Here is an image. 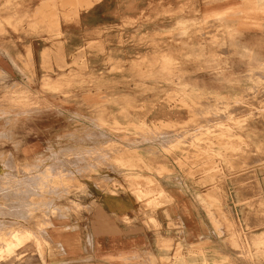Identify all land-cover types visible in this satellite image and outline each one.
Here are the masks:
<instances>
[{"label": "rangeland", "instance_id": "1", "mask_svg": "<svg viewBox=\"0 0 264 264\" xmlns=\"http://www.w3.org/2000/svg\"><path fill=\"white\" fill-rule=\"evenodd\" d=\"M92 9L99 16L83 24L82 15ZM0 27L11 28L6 36L22 53L31 42L32 58L30 72L17 66L25 83L10 92L0 83V101L14 96L0 104L1 263H91L92 245L85 258L74 259L67 242L71 231L82 230L74 223L87 213L83 202L96 207L95 219L103 225L96 234H119V222L131 220L107 214L100 204L123 190L136 195L146 209L141 222L155 232V242L126 261L177 264L175 242L161 237L164 229L153 213L167 202L157 181L170 172L162 156L182 169L194 167L190 175L204 176L200 183L213 193L221 192L223 180L217 178L227 172L264 173V0H99L91 7L84 0H0ZM7 127L10 137L3 133ZM49 159L65 163L67 177L39 172ZM4 169L28 184L32 195L26 187L7 189L1 182ZM30 198L32 215L27 208L23 216ZM222 199L226 204L227 196ZM221 203L219 234L228 238L240 262L215 249L209 259L203 249L182 246L184 261L264 264V233L254 244L258 230L244 229ZM254 209L264 217L263 202ZM48 215L50 226L44 221ZM27 230L47 239L42 249L34 241L18 245Z\"/></svg>", "mask_w": 264, "mask_h": 264}, {"label": "crops", "instance_id": "2", "mask_svg": "<svg viewBox=\"0 0 264 264\" xmlns=\"http://www.w3.org/2000/svg\"><path fill=\"white\" fill-rule=\"evenodd\" d=\"M98 16V9H92L82 15L81 21L84 24L87 19ZM100 23L99 21L98 24ZM10 30V27H0V83L9 92L14 90L16 83H25L23 80L25 78L21 71H17V66H20L23 71L27 69L28 71H26L30 72L32 65V58H29L28 51L31 42L25 44L27 47L25 46L22 50L24 53L20 52L17 50L15 40L6 36L7 32L10 34ZM60 52L66 60L67 54L64 45ZM257 74L260 73H254L253 77L256 78L255 75ZM12 99L14 96L7 98V101ZM5 101V99L1 100L0 104L5 105L7 102ZM212 108L211 106L208 107V109ZM4 126H9V123ZM3 131L6 137L12 136V129L9 127ZM162 157L163 160L167 159L169 162L167 168L170 172L157 178L159 179L157 181H160L159 185L167 197V202L159 206L153 213L159 225L164 229L161 237L175 242L172 258L175 259L180 256L187 258L181 252L182 246H191L206 251L209 259L212 256L210 251L215 249L220 255H225L239 263L240 260L236 252L227 242L228 238L219 234L223 227L217 214L221 209L219 203L221 201V205L233 213V219L240 223L244 229L258 230L255 234L257 237L253 239V243L256 244L258 236L264 233V225H260L261 222H264V217L255 215L254 209L259 202L264 203V173L259 171L227 172L224 174L225 176L217 178L220 182L223 180L219 184L221 186L218 187L221 192L213 193L212 187L200 183L201 180H204V176L200 174L190 175V172L195 169L194 167L182 169L175 164L173 159L164 157V155ZM223 195L227 196L226 204L222 199ZM83 203H85L84 208L87 209V213H83L85 220L81 218L74 223V226L82 230L71 231L72 235H69L71 242L67 241L72 245L71 252L75 257L74 259L85 258L83 256L85 250L92 245L94 250L89 257L93 258V261L88 264H129L126 259L132 258L135 254L141 255L147 244L155 242V232L151 227L141 222L146 209L142 207L134 193L120 190L118 195H107L100 204L107 214L115 217L127 216L131 220L130 224L119 222V227L122 229L119 234L106 232L96 234V227L103 226L99 225L95 219L96 207L91 205V201L88 200ZM215 205H217L216 209ZM178 226H181L180 231ZM46 240L45 237H37L36 240H30L25 245L34 241L42 249V244L46 243ZM179 240L181 242H178ZM59 242L61 244L66 243L64 239L63 241L59 240ZM252 252L253 250L250 249L251 254ZM40 257L42 258V253ZM215 259L219 261L221 258L215 257ZM7 262L3 261L0 264Z\"/></svg>", "mask_w": 264, "mask_h": 264}, {"label": "bare ground", "instance_id": "3", "mask_svg": "<svg viewBox=\"0 0 264 264\" xmlns=\"http://www.w3.org/2000/svg\"><path fill=\"white\" fill-rule=\"evenodd\" d=\"M68 1H71V3L72 4H76L77 3V0H68ZM96 1H99V0H84V2H85V5L86 6H89V7H91ZM77 6V5H76ZM42 8V7H41ZM40 8V9H41ZM39 9V10H40ZM77 11V10H76ZM35 12V11H34ZM34 15H36L35 13H33ZM29 15V14H28ZM33 15V16H34ZM52 15H54V13L52 14ZM25 16V15H24ZM20 17V16H19ZM56 17V16H55ZM25 18L27 19V17L25 16ZM33 18V17H32ZM23 19H24V17H23ZM22 19V20H23ZM54 19V18H53ZM22 20H19L20 21V23H21V21ZM52 21V20H51ZM17 22H18V20H17ZM36 22V21H35ZM41 22V21H40ZM53 22H54V20H53ZM55 22H57V21H55ZM31 24H34L33 22L31 23ZM203 24H207V22H203ZM59 26V25H58ZM211 26V25H210ZM213 27V26H212ZM36 28V27H35ZM206 28H207V26H206ZM57 29V28H56ZM57 31H58V29H57ZM203 31V30H202ZM212 30H210V32H211ZM215 32V31H214ZM201 34L203 33V32H200ZM210 34H212V32L210 33ZM204 35H205V33H204ZM202 36V35H201ZM194 51H192V53H193ZM253 52V51H252ZM194 54V53H193ZM80 55V54H79ZM189 55V54H188ZM192 55V54H191ZM196 55V54H195ZM44 57V56H43ZM196 57V56H195ZM192 58H193V55H192ZM81 59V58H80ZM85 59V58H84ZM213 65V64H212ZM256 76V75H255ZM259 79V78H258ZM174 81V80H173ZM256 81H257V79H256ZM258 82V81H257ZM252 84V83H251ZM261 84V83H260ZM185 86H187V85H185ZM197 90V89H196ZM202 90V89H201ZM254 90V89H253ZM194 91V90H193ZM192 91V92H193ZM205 91V90H204ZM251 91V90H250ZM199 92H202V91H200V89H199ZM255 92V91H254ZM189 93H190V91H189ZM206 93V92H205ZM209 93V92H208ZM207 93V94H208ZM256 93V92H255ZM254 93V94H255ZM188 94V93H187ZM196 94V93H195ZM198 94V93H197ZM196 94V95H197ZM201 94V93H200ZM214 94V93H213ZM190 95H192L191 93L189 94V97H190ZM193 95H194V93H193ZM199 95V94H198ZM212 95V94H211ZM186 96V95H185ZM208 96H210L209 94H208ZM216 96V95H215ZM192 97V96H191ZM212 97V96H211ZM217 97V96H216ZM214 98V97H213ZM217 98H215V99H213V100H216ZM242 99V98H241ZM236 101H240V100H236ZM247 101V100H246ZM203 102V101H202ZM251 103V102H250ZM264 103V102H263ZM229 104V103H228ZM207 105V104H206ZM205 105V106H206ZM225 105V104H224ZM255 105V104H254ZM223 106V105H222ZM249 106V105H248ZM207 107V106H206ZM230 107V106H229ZM237 107V106H236ZM246 107V106H245ZM257 107V106H256ZM234 108H235V105H234ZM233 108V110H235ZM238 108V107H237ZM236 108V109H237ZM207 109V108H206ZM213 109V108H212ZM224 109V108H223ZM240 109V108H239ZM216 110V109H215ZM238 110V109H237ZM237 110H235V111H237ZM246 110V109H245ZM252 110H254V109H252ZM261 110H262V108H261ZM214 111V110H213ZM212 111V112H213ZM226 111V110H225ZM242 111V110H241ZM219 112V111H218ZM224 112V111H223ZM240 112V111H239ZM243 112V111H242ZM235 113H237V112H235ZM257 113V112H256ZM213 114V113H212ZM215 115V114H214ZM216 115H218V114H216ZM215 115V116H216ZM238 116V115H237ZM209 117V116H208ZM212 117V116H211ZM217 118V117H216ZM235 118V117H234ZM207 120L208 119H210V118H206ZM223 119V118H222ZM226 119V118H225ZM214 119H212V121H213ZM108 121V120H107ZM203 121V120H202ZM215 121V120H214ZM109 122V121H108ZM111 123V122H110ZM204 123V122H203ZM208 123V122H207ZM102 124V123H101ZM104 124V123H103ZM201 124H202V122H201ZM218 124V123H217ZM229 124H231V123H229ZM112 125V124H111ZM111 125H108V126H111ZM141 125V124H140ZM142 125H144V123L142 124ZM141 125V126H142ZM197 125V124H196ZM219 125V124H218ZM209 126V125H208ZM113 127V126H112ZM117 127V126H116ZM207 127V126H206ZM214 127H216V125L214 126ZM209 129H210V127H208ZM111 129V128H110ZM200 129V128H199ZM206 129V128H205ZM119 130V129H118ZM122 130V129H121ZM213 129H212V127H211V131H212ZM217 130V129H216ZM201 131V130H200ZM200 131H199V133H200ZM214 131V130H213ZM212 131V132H213ZM219 131V130H218ZM221 131V130H220ZM126 132V131H125ZM203 132V131H202ZM201 132V133H202ZM210 132V131H209ZM209 132H207L208 134H210ZM215 132H217V131H215ZM228 132V131H227ZM118 133V132H117ZM157 133V132H156ZM198 133V134H199ZM207 133H204L203 132V134H207ZM198 134H196V135H198ZM207 134V135H208ZM196 135H194V136H196ZM212 135H213V133H212ZM189 136V135H188ZM199 136H202V134L201 135H199ZM204 136V135H203ZM106 137V136H105ZM166 137V136H165ZM158 138V137H157ZM159 138H161V137H159ZM196 138H197V136H196ZM221 139V138H220ZM174 140V139H173ZM204 140V139H203ZM168 141V140H167ZM203 145V144H202ZM244 146H245V144H244ZM250 146V145H249ZM245 150V149H244ZM243 150V151H244ZM92 151V150H91ZM245 151H248V150H245ZM250 151H252V150H250V148H249V152ZM90 152V151H89ZM93 153V152H92ZM231 153V152H230ZM251 153V152H250ZM88 154V153H87ZM86 154V155H87ZM225 154V153H224ZM228 154V153H227ZM232 154V153H231ZM230 154V155H231ZM240 154V153H239ZM75 155V154H74ZM79 155V154H78ZM83 155V154H82ZM99 155V154H98ZM103 155H105V154H103ZM110 155V154H109ZM243 155V154H242ZM246 155V154H245ZM251 155V154H250ZM76 156V155H75ZM80 156V155H79ZM226 156V155H225ZM229 156V155H228ZM235 156L238 158V156H237V154H235ZM77 157V156H76ZM83 157V156H82ZM82 157H81V159H82ZM87 157V156H86ZM85 157V158H86ZM89 157H91V156H89ZM101 158V156L99 155L98 156V158ZM106 157V156H105ZM242 157V156H241ZM253 157H255V156H253ZM252 157V158H253ZM57 158V157H56ZM63 158V157H62ZM72 158H74V156L72 157ZM79 158V157H78ZM93 158V157H92ZM104 158V157H103ZM108 158V157H107ZM226 158V157H225ZM240 158V157H239ZM244 158V157H243ZM251 158V159H252ZM258 158V157H257ZM89 159V158H88ZM94 159V158H93ZM102 159V158H101ZM246 159V158H245ZM244 159V160H245ZM249 159V158H248ZM259 159V158H258ZM261 159V158H260ZM65 160V159H64ZM68 160H72V159H68ZM95 160V159H94ZM100 160V159H99ZM106 160V159H105ZM253 160V159H252ZM66 161V160H65ZM73 161V160H72ZM75 161H77V160H75ZM79 161V160H78ZM89 161V160H88ZM107 161V160H106ZM241 161H243L242 159H241ZM254 161V160H253ZM257 161V160H256ZM259 161V160H258ZM41 162H43V161H41ZM87 162V161H86ZM103 162V161H102ZM105 162V161H104ZM229 162V161H228ZM73 163H77V162H73ZM79 163V162H78ZM82 163V162H81ZM108 163V162H107ZM43 164V165H42ZM41 165V167L39 168V172H42V173H44V174H46V176L47 177H49L51 174H56V175H60L59 177L60 178H63V177H67V176H63V174H68V171L69 170H67V165L65 164V163H63L60 159H49V160H46V161H44V163H42ZM93 164V163H92ZM104 164V163H103ZM234 164V163H233ZM74 165V164H73ZM82 165V164H81ZM102 165V164H101ZM238 165V164H237ZM78 166V165H77ZM76 166V167H77ZM75 167V168H76ZM79 167V166H78ZM84 167V166H83ZM87 167V166H86ZM70 168H71V165H70ZM91 168V167H90ZM93 168V167H92ZM79 169V168H78ZM77 169V171L79 172V170ZM87 169V168H86ZM85 169V170H86ZM4 170H6V169H4ZM82 170V169H81ZM84 170V169H83ZM82 170V171H83ZM73 173V172H72ZM81 173V172H80ZM82 173H84V172H82ZM70 174V173H69ZM78 175H80V174H78ZM82 175V174H81ZM84 175H85V173H84ZM70 176H72V174L70 175ZM80 177V176H79ZM84 177V176H83ZM3 179H2V184L5 186V187H7V189H9L10 190V188H12V192H13V188H17V191L19 190L18 188H21V189H24V188H22V187H26V190L29 192V193H31V195H32V189L28 186V184H24V182L23 181H21V180H19V179H16L15 178V176L12 174V172L11 171H9V170H6L5 172H4V177H2ZM82 178V177H81ZM86 178V177H85ZM61 181V180H60ZM62 182V181H61ZM62 183H60V185H61ZM1 187V186H0ZM4 187V188H5ZM61 187V186H60ZM68 187H69V185H68ZM72 187V186H71ZM74 187V186H73ZM25 190V189H24ZM8 191V190H7ZM16 191V190H15ZM9 192V191H8ZM20 192V191H19ZM17 193V192H16ZM21 193V192H20ZM19 193V194H20ZM15 195V194H14ZM24 198V197H23ZM26 199V198H25ZM23 201V200H22ZM25 202H26V200H24ZM39 202V201H38ZM32 204H35V202L30 198L29 200H28V203L26 202V204H24V207H25V209H22L21 210V212H23V216H24V214L26 213V211H28L27 210V208H29V210H30V212H31V215H32V208H31V205ZM40 205V204H39ZM33 206V205H32ZM35 207L36 206H38V205H34ZM34 208V207H33ZM37 209V208H36ZM54 211V210H53ZM37 212V211H36ZM46 212V211H45ZM45 220V225H48V226H50V225H52V217L50 216V215H48V216H46V218H44ZM36 220V219H35ZM39 220V219H38ZM38 220H36V221H38ZM40 220H42V219H40ZM39 220V221H40ZM43 221V222H44ZM41 222V221H40ZM42 223V222H41ZM42 225H44V224H42ZM55 227V226H54ZM68 229H70V228H68ZM12 234H14V236H15V233L14 232H12ZM25 238L24 239H20L19 241H18V245H20L21 247H23L25 244H26V242L25 241H30V240H36L37 239V237H38V235H37V233L36 232H33V231H30V230H27V231H25ZM1 241V240H0ZM8 242H10V240H8ZM45 242H47V241H45ZM7 242L4 240V242H3V245L4 244H6ZM5 247V246H4ZM16 247V246H15ZM9 248V247H8ZM13 248V247H12ZM243 249H244V251H245V253H247V249H245L244 247H243ZM10 250H11V248H10ZM1 251V250H0ZM12 251H14V250H12ZM6 252V257L7 256H9V254H10V252L8 251V250H6L5 249V251H4V253ZM2 257H5L3 254H1L0 253V258H2ZM207 260V259H206ZM229 261V260H228ZM195 262H197V261H195V260H190V264H193V263H195ZM226 262V261H225ZM156 263V262H155ZM177 264H187V262L186 261H184V258L182 257V256H180V257H177ZM201 264H206V261H202V263Z\"/></svg>", "mask_w": 264, "mask_h": 264}]
</instances>
